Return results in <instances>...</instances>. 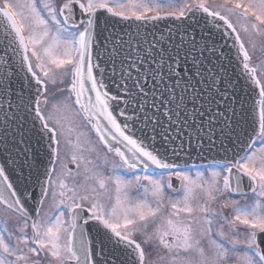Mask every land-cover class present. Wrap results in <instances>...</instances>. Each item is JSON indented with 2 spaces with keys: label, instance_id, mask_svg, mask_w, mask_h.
Masks as SVG:
<instances>
[{
  "label": "snow or ice",
  "instance_id": "1",
  "mask_svg": "<svg viewBox=\"0 0 264 264\" xmlns=\"http://www.w3.org/2000/svg\"><path fill=\"white\" fill-rule=\"evenodd\" d=\"M0 160V264H264V0H0Z\"/></svg>",
  "mask_w": 264,
  "mask_h": 264
},
{
  "label": "water",
  "instance_id": "2",
  "mask_svg": "<svg viewBox=\"0 0 264 264\" xmlns=\"http://www.w3.org/2000/svg\"><path fill=\"white\" fill-rule=\"evenodd\" d=\"M164 27H165V25H164V23L163 22H161V24H160V29L161 30H163L164 29ZM149 30H151L150 28H149ZM199 29H197V33H199ZM157 34H159V32L157 33ZM197 38H199V36H197ZM176 40L178 41L179 40V34L177 33V35H176ZM221 44H223V42L221 41ZM237 106H239V105H237ZM213 156H215L216 154L215 153H213L212 154ZM3 161L2 160H0V163H2ZM195 163L196 164H203V163H208V160H197V161H195Z\"/></svg>",
  "mask_w": 264,
  "mask_h": 264
},
{
  "label": "flooded vegetation",
  "instance_id": "3",
  "mask_svg": "<svg viewBox=\"0 0 264 264\" xmlns=\"http://www.w3.org/2000/svg\"><path fill=\"white\" fill-rule=\"evenodd\" d=\"M201 165V164H200ZM197 166H199V165H197Z\"/></svg>",
  "mask_w": 264,
  "mask_h": 264
}]
</instances>
